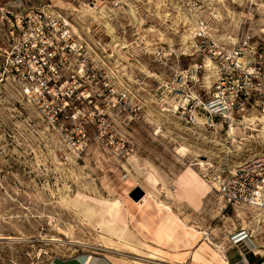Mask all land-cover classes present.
I'll return each mask as SVG.
<instances>
[{"label":"rangeland","instance_id":"1","mask_svg":"<svg viewBox=\"0 0 264 264\" xmlns=\"http://www.w3.org/2000/svg\"><path fill=\"white\" fill-rule=\"evenodd\" d=\"M39 8L70 21L113 90L56 124L2 69L18 33L13 16ZM242 38L263 62L264 0H0V264H264V206L225 202L215 189L221 170L264 153V118L209 114L210 66L190 81L175 77ZM147 195L170 230L195 238L175 243L160 232L167 222L136 231L125 208Z\"/></svg>","mask_w":264,"mask_h":264},{"label":"built area","instance_id":"2","mask_svg":"<svg viewBox=\"0 0 264 264\" xmlns=\"http://www.w3.org/2000/svg\"><path fill=\"white\" fill-rule=\"evenodd\" d=\"M11 24L18 33L2 49L3 73L24 101L39 115L45 116L50 124L67 117L74 119L78 113L75 108L82 103L85 106L91 104L95 110L98 108L95 98L102 91L112 94L109 76L104 70L100 71L101 67L91 56L94 51H89L87 43L73 31L70 21L56 10L39 8L16 13ZM85 31L87 34L88 29ZM195 35L198 42L205 38L201 27ZM251 43L248 38H242L229 49L215 46L217 49L202 59L204 63L208 61V66L203 62L192 64L175 77L190 81L201 69L210 66L214 70L211 96L203 103L209 114L256 110L264 118V60H260V55L256 59V48ZM100 82L101 87H94ZM177 85L175 83L170 89L177 92ZM116 97L124 101L125 91H118ZM188 104L189 100L185 99L183 104H175L173 108L177 111ZM105 106L110 108L108 102ZM91 114L88 115L89 122L92 121ZM194 121V115L184 117L185 124ZM219 173L215 178V189L225 202L255 208L264 206V153L248 157L232 169Z\"/></svg>","mask_w":264,"mask_h":264},{"label":"crops","instance_id":"3","mask_svg":"<svg viewBox=\"0 0 264 264\" xmlns=\"http://www.w3.org/2000/svg\"><path fill=\"white\" fill-rule=\"evenodd\" d=\"M133 204L138 205V206L135 207L132 204H128V210H127V208H125V210H126V215L129 217V221L132 222L136 231L140 230V233H141L144 228L146 231H148V226L154 222L156 223L157 226L161 222L162 223L167 222L166 225H162V226L160 225V227H159L160 232H162L166 237L172 238L175 243L182 245V243H181L182 238H191V239L195 238V237H191V236H183V230H181V228H180L181 226H172L171 225L172 229L170 230L169 220L171 218L166 216V215H165L166 216L165 217L164 213L161 214L160 216L156 217V215H155L157 212V206L156 205H158L159 202L156 203V201L152 197L147 195L145 197V200L142 201L140 204H136L134 202H133ZM125 207H126V205H125ZM167 230H169V232ZM159 235H160V233H159ZM152 248H157V246H154ZM157 249H159V248H157ZM160 250H162V249H160ZM162 251H164V250H162ZM234 257H237V254H234ZM226 260L228 261V258H226ZM61 262H63V264H72L73 260L61 261ZM120 264H123V263H120ZM124 264H129V263H124Z\"/></svg>","mask_w":264,"mask_h":264},{"label":"bare ground","instance_id":"4","mask_svg":"<svg viewBox=\"0 0 264 264\" xmlns=\"http://www.w3.org/2000/svg\"><path fill=\"white\" fill-rule=\"evenodd\" d=\"M208 66L209 65V63H208V61L206 60V64H205V66ZM228 115L229 114H227V112H225V113H223L221 116H223V117H226V118H228ZM244 122H246V123H248V122H250L249 120H246V121H244ZM1 239V238H0ZM91 261H92V258H89V259H87V262L85 263V264H91ZM78 262V261H77ZM93 262V261H92ZM94 263V262H93ZM80 264V263H79ZM94 264H97L96 262L94 263Z\"/></svg>","mask_w":264,"mask_h":264},{"label":"water","instance_id":"5","mask_svg":"<svg viewBox=\"0 0 264 264\" xmlns=\"http://www.w3.org/2000/svg\"><path fill=\"white\" fill-rule=\"evenodd\" d=\"M141 195L142 191L140 189H136L133 193H131L130 196L133 198V200H137Z\"/></svg>","mask_w":264,"mask_h":264}]
</instances>
